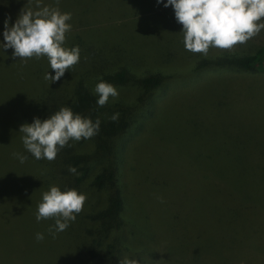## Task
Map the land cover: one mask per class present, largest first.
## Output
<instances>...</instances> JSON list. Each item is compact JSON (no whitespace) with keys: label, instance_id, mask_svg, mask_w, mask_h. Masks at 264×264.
<instances>
[{"label":"rangeland","instance_id":"374dc122","mask_svg":"<svg viewBox=\"0 0 264 264\" xmlns=\"http://www.w3.org/2000/svg\"><path fill=\"white\" fill-rule=\"evenodd\" d=\"M27 2L0 0V29H4L6 19L9 26L14 24L21 9L29 6ZM166 2L60 0L58 7L62 13L72 14L68 21L71 31L66 33L69 37H85L84 31L89 29L86 34L105 46L106 54L126 47L129 49L122 50L130 51L126 55L146 60L142 70H134L138 76L159 74L167 78L156 93L160 102L154 127H132L128 133L135 144L129 161L156 163L149 168L154 178L160 171L179 166V173L167 177L163 196L168 222L172 223L178 210L182 217L197 220L216 236L206 233L196 237L163 220L153 231V223L145 221L144 214L155 212L160 201L156 200V207L154 197L146 194L148 190L144 189L142 195L138 184H133L135 214L144 221L139 220L137 229L146 234L161 229L170 238L160 239L161 253L172 260L173 256L180 258L182 264H264V70L199 65L204 59L224 53L245 55L258 47L247 42L231 51L211 48L207 56L186 51L182 25L176 22L173 8L164 7ZM43 3L56 6V0ZM81 51L82 46L74 69L92 63ZM12 52L0 51V264H70L79 253L70 238L71 229L53 237L42 231L44 222L36 220L41 202L37 178L41 172L24 148L19 128L68 107L74 71L69 69L59 81L51 83L44 79L48 72L55 75L47 58L25 62L13 59ZM36 89L46 92L44 97L52 101L34 102ZM116 89L129 97L136 94L134 101L139 97L136 88ZM134 101V107L143 104ZM37 103L50 107L48 112H40ZM13 153L28 159L20 163ZM201 169L226 175L228 182L205 173L203 176ZM128 176L132 177V170ZM241 198L245 200L243 206ZM182 224L189 228L186 221ZM37 233L44 235L42 241L36 240ZM146 242L139 245L144 247ZM154 264L163 262L158 259Z\"/></svg>","mask_w":264,"mask_h":264},{"label":"trees","instance_id":"16d2710c","mask_svg":"<svg viewBox=\"0 0 264 264\" xmlns=\"http://www.w3.org/2000/svg\"><path fill=\"white\" fill-rule=\"evenodd\" d=\"M87 30L84 31L85 37L81 36L77 39L66 34L65 47L79 46L81 49L82 46L84 51L81 52L85 53L92 62L89 67L80 65L79 70L72 67L73 85L66 105L74 113L90 118L93 122L99 119L100 129L91 139L70 141V146L61 149L53 161L34 158L33 162L41 172V176L37 178L38 182L40 181L38 192L41 201L42 194L51 186H58L61 191L75 189L87 197L83 210L67 228L71 229L70 238L78 245L79 250L77 260L70 264H120L124 257L137 259L138 264H154L158 259L163 264H182L180 258L173 256L174 260H172L169 255L161 253L160 239L170 240L168 236L162 234L161 229L150 234L137 229L139 220H143L135 214L133 184H138L141 194L145 193L144 189L148 190L146 194L152 199L154 197L156 207L157 201H160L155 212L144 214L145 221H149V224L153 223L151 226L153 231L163 220V223L170 224L182 232L194 234L196 237L206 233L209 236H216L215 232L213 235L204 230L202 227L205 225H201L197 220L182 217L183 213L178 210L173 215L172 223L168 222L169 210L163 205L165 203L163 196L169 183L167 177L179 173L177 169L179 166L160 171L154 178L150 175L152 171L149 172V168L156 163L148 165L145 159L129 161V153L134 152L135 144L133 137L131 140V134L128 133L132 127L140 130L147 126L148 130L154 127L156 110L160 102L156 93L167 78L159 74L138 76V69L142 70V63L146 60L126 55L130 51L123 53L122 50L129 49L123 46L120 51L106 54V47L89 37L86 34ZM248 42L257 45L258 48L245 55L224 53L212 60H201L199 65L235 67L244 71H255L260 67L264 70V30ZM0 43H3V36L0 37ZM134 70L137 72L135 73ZM101 80L118 89L136 88L139 97L134 101L136 94L133 97L124 94H119L117 97L110 96L107 104L99 107L94 88ZM45 93L41 89H36L34 102H51L50 98L44 97ZM133 101H143V104L134 107ZM36 107L43 113L48 112L47 109L50 108L43 103H37ZM116 113H119V117L112 121L110 117ZM43 120L45 119H41ZM69 166L75 167L77 174L70 173ZM129 170H132V177L128 176ZM201 172L203 176L205 173L207 176H215L220 181L228 180L226 175L220 173L215 174L202 169ZM148 178L152 179V182L147 181ZM240 201L243 206L245 200L241 198ZM155 214H158L157 221ZM42 221L44 222L41 226L42 231L47 230L51 235L48 229L54 226L55 221L52 219ZM182 221H186L189 228L185 227ZM195 221L198 225H195ZM194 226H199L198 230H195ZM216 239H219L223 245L227 244L219 237ZM140 241H147L146 245L142 247L141 244L139 245ZM202 246L208 247L207 244ZM138 247L139 249H136ZM219 254L217 252L216 257Z\"/></svg>","mask_w":264,"mask_h":264},{"label":"clouds","instance_id":"9594fccd","mask_svg":"<svg viewBox=\"0 0 264 264\" xmlns=\"http://www.w3.org/2000/svg\"><path fill=\"white\" fill-rule=\"evenodd\" d=\"M56 6L45 5L43 0H28L21 9L14 24L4 22L3 43L0 49H13V59L27 61L32 58H47L50 69L44 79L51 83L59 81L70 68L80 61V48L65 47L66 33L71 31L72 14L62 13ZM163 0H157L162 3ZM171 6L176 22L182 25L181 34L186 51L207 56L211 48L231 51L238 45L246 44L264 30V0H167L164 7ZM98 96L97 105L104 107L109 97L119 95L116 87L101 80L95 85ZM119 113L110 119L117 120ZM100 120L93 122L74 113L70 107H61L50 118L43 121L34 118L31 124H22V142L26 151L37 160H55L59 151L70 146V141L79 142L91 139L98 134ZM24 163L28 156L13 153ZM69 172L77 174V169L69 166ZM86 195L75 189L61 191L58 186H51L42 194V201L37 205L36 220L52 219L54 226L48 231H65L70 222L76 220L83 210ZM161 202H163L161 198ZM44 235L36 234V240L42 241ZM120 264H138L134 258L124 257Z\"/></svg>","mask_w":264,"mask_h":264}]
</instances>
